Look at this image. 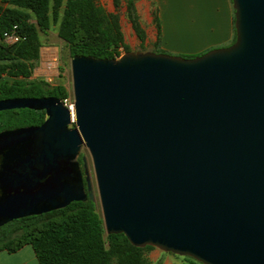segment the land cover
<instances>
[{
    "label": "water",
    "instance_id": "obj_1",
    "mask_svg": "<svg viewBox=\"0 0 264 264\" xmlns=\"http://www.w3.org/2000/svg\"><path fill=\"white\" fill-rule=\"evenodd\" d=\"M231 4L227 46L71 56L73 114L56 96L0 98V111L45 112L0 130V226L94 200L86 147L106 234L201 264H264V0Z\"/></svg>",
    "mask_w": 264,
    "mask_h": 264
},
{
    "label": "trees",
    "instance_id": "obj_2",
    "mask_svg": "<svg viewBox=\"0 0 264 264\" xmlns=\"http://www.w3.org/2000/svg\"><path fill=\"white\" fill-rule=\"evenodd\" d=\"M114 5L118 8L117 0ZM127 17L138 39L144 41L145 31L132 5ZM57 21V35L67 46L70 57L117 58L119 48L124 52L130 50L124 43L118 13L106 12L98 0H2L0 98H65V86H52L44 78H31L40 54L39 31L47 30ZM154 22L158 42L160 24L155 12ZM13 27L19 39L13 43L4 42L3 34ZM233 33L232 42L234 28ZM44 115V110L28 108L0 111V130L38 125L43 122ZM14 116L15 120L11 121ZM81 158L78 157L80 164ZM25 244L32 246L39 264H150L146 252L154 248L133 246L122 233L105 234L96 202L89 198L0 226V250L15 251ZM183 257L192 264H201L191 257Z\"/></svg>",
    "mask_w": 264,
    "mask_h": 264
},
{
    "label": "crops",
    "instance_id": "obj_3",
    "mask_svg": "<svg viewBox=\"0 0 264 264\" xmlns=\"http://www.w3.org/2000/svg\"><path fill=\"white\" fill-rule=\"evenodd\" d=\"M135 5L139 21L145 31V39L148 35L153 41L154 49H148L149 51L157 47L159 50L174 54L198 55L232 42L234 26L231 0H139ZM154 12L160 24L158 42ZM121 24L122 19L120 26ZM130 26L126 23L125 30L121 27L125 44ZM146 256L150 264H192L155 247L149 249ZM0 264L39 262L32 246L25 244L15 251L0 250Z\"/></svg>",
    "mask_w": 264,
    "mask_h": 264
},
{
    "label": "rangeland",
    "instance_id": "obj_4",
    "mask_svg": "<svg viewBox=\"0 0 264 264\" xmlns=\"http://www.w3.org/2000/svg\"><path fill=\"white\" fill-rule=\"evenodd\" d=\"M117 1H118V8H115L114 0H98V3L105 9L106 12H109L108 9H112L113 10L112 12L118 13L119 18L122 19V24H121L122 29L125 30L126 23H128L129 26L131 25L130 33L129 35L126 34V38H125L126 45L128 46V48L132 51H137V50L146 51L151 48L154 49L153 41L150 39V37H148V35L144 41H140L138 39L132 27V24L127 17V12L129 11V7L132 5L136 11L135 2L139 0H117ZM57 27H58V21L55 23L52 22L47 30L39 31V39L41 42L40 54L38 60L34 65L31 78L43 79L45 77L47 79L45 78L44 79L47 82H49L52 86L59 84L65 86L66 96L63 100H67V102H69L73 100L71 65H70L71 58L68 52V48L65 45L64 41H62L57 35ZM156 50L171 55L184 56V57L191 56L186 54L180 55V54H174V53L162 51L159 50L157 47ZM123 53L124 51L123 48L121 47L119 49V54L121 55ZM48 78L50 79L48 80ZM15 118H16L15 116L14 118H11V121H14ZM19 120L20 119L17 117V122ZM79 157L80 158L85 157L86 167L89 173V177L93 189L94 200L96 202V209L97 212L102 217L101 206L96 190L95 175H94L92 160L86 147L81 148ZM177 257L185 259L183 256L177 255Z\"/></svg>",
    "mask_w": 264,
    "mask_h": 264
},
{
    "label": "built area",
    "instance_id": "obj_5",
    "mask_svg": "<svg viewBox=\"0 0 264 264\" xmlns=\"http://www.w3.org/2000/svg\"><path fill=\"white\" fill-rule=\"evenodd\" d=\"M3 41L6 42V43H13V42H16L18 39H19V36L15 30V27H13V29H11L10 31L8 32H5L3 34V37H2ZM120 49V48H119ZM120 56V55H119ZM118 56V57H119ZM63 102L65 103V105L69 108V110L71 111V113L73 114L74 112V103H73V100L67 102V100H63ZM74 119L72 118V124H74Z\"/></svg>",
    "mask_w": 264,
    "mask_h": 264
},
{
    "label": "flooded vegetation",
    "instance_id": "obj_6",
    "mask_svg": "<svg viewBox=\"0 0 264 264\" xmlns=\"http://www.w3.org/2000/svg\"><path fill=\"white\" fill-rule=\"evenodd\" d=\"M82 165V164H81Z\"/></svg>",
    "mask_w": 264,
    "mask_h": 264
}]
</instances>
